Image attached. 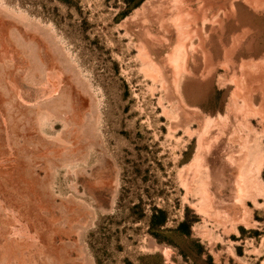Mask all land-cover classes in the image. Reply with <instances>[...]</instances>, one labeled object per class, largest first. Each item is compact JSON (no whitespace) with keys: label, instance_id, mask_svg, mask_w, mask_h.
Returning <instances> with one entry per match:
<instances>
[{"label":"rangeland","instance_id":"rangeland-1","mask_svg":"<svg viewBox=\"0 0 264 264\" xmlns=\"http://www.w3.org/2000/svg\"><path fill=\"white\" fill-rule=\"evenodd\" d=\"M0 264H264V0H0Z\"/></svg>","mask_w":264,"mask_h":264},{"label":"bare ground","instance_id":"bare-ground-1","mask_svg":"<svg viewBox=\"0 0 264 264\" xmlns=\"http://www.w3.org/2000/svg\"><path fill=\"white\" fill-rule=\"evenodd\" d=\"M179 12V11H178ZM182 11L180 10V13H181ZM187 13V12H186ZM176 15H179V14H176ZM181 15V14H180ZM187 15V14H186ZM184 17H185V15H183ZM179 17H182V16H179ZM183 18V17H182ZM165 19V18H164ZM183 20V19H182ZM180 25V24H179ZM183 25V24H182ZM181 25V26H182ZM182 28V27H181ZM178 30V29H177ZM180 34H182L183 32H182V30L179 32ZM183 36V35H182Z\"/></svg>","mask_w":264,"mask_h":264}]
</instances>
